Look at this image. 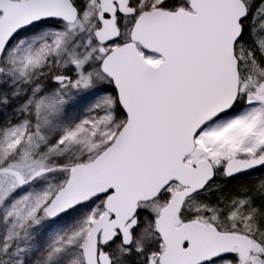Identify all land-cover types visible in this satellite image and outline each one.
Returning a JSON list of instances; mask_svg holds the SVG:
<instances>
[{
    "label": "snow or ice",
    "instance_id": "1",
    "mask_svg": "<svg viewBox=\"0 0 264 264\" xmlns=\"http://www.w3.org/2000/svg\"><path fill=\"white\" fill-rule=\"evenodd\" d=\"M0 264H264V0H0Z\"/></svg>",
    "mask_w": 264,
    "mask_h": 264
}]
</instances>
